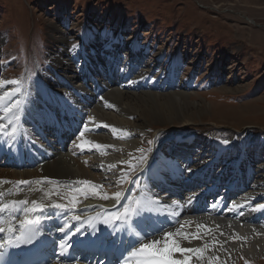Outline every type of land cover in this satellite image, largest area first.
Returning a JSON list of instances; mask_svg holds the SVG:
<instances>
[{
	"label": "bare ground",
	"instance_id": "bare-ground-1",
	"mask_svg": "<svg viewBox=\"0 0 264 264\" xmlns=\"http://www.w3.org/2000/svg\"><path fill=\"white\" fill-rule=\"evenodd\" d=\"M102 28L98 32L105 35ZM89 35L91 34H84L87 38ZM104 35L100 45L89 44L91 48L88 50L91 51L82 46L77 53L73 49L66 54L67 51L64 52L58 47V53L51 57L50 63L52 70L49 73H55L58 77L55 80L50 78L53 83L42 77L41 83H31L32 87L30 84V87L21 84L19 93L5 98L0 103V117H5L9 114L5 113L4 107L10 106L13 101H20L19 108L14 110L20 120L14 122V125L9 124L8 119L0 121L8 125L9 132L13 126L17 128L14 139L0 135V193L3 194L0 196V205L10 201H27L19 211L0 213V227L7 229L11 225L17 229L18 234L21 221L35 219L40 214V211L27 214L23 211L24 208H32V201H36L45 211V233L54 240L50 244L56 257L50 264H99L97 254L92 253L93 250L86 245L93 244L89 242L92 235L101 236L116 228L121 230L124 244H129L126 251L122 252L120 261L125 264L128 250L131 243H134V238L126 231V226L119 222L109 226L101 222L89 224L87 221L89 217L106 218L116 209L122 211V206L127 202L128 180L130 183L133 181L132 176H137L140 177L137 199L141 195L155 194L162 203L171 205L170 208L160 209L161 212L175 210L179 213L176 217L168 218L172 220V225H169L164 215L152 214L151 220L148 221L151 226L141 224V229L151 233L153 229L162 226L164 231H175L184 221H191L190 225L185 226L186 231L194 234L197 232V224H203L210 228L211 232L201 230L200 239L184 240L182 246L195 248L208 244L209 252L206 256L218 255V263L222 264H236L241 255L250 260L264 257V209L259 207L264 205L263 167V170L257 171L261 172L262 176L256 181L253 179L245 182L241 179V172L240 176L235 172L237 167L232 173L220 169L213 175L212 171L215 172L214 166L218 158L201 159L199 162L200 159L189 155L187 149L181 148L177 155L169 156L152 149L146 161L147 164L151 162L150 169L141 172L138 170L137 174L129 175L140 161L139 150L144 147L140 135L149 131L143 127L145 123L152 120L163 122L171 117L170 113L161 116L158 115L161 111L153 114L154 111L163 107L178 108L180 111L173 112H176V118H180L185 116L181 109H198L203 105L191 100L185 91L174 89L173 75L167 71H164V74L168 80L164 81L162 86L165 88L163 91H169L164 94L151 92V89H156L151 82L153 78L158 81L161 78L158 79V74H155L151 81H144L150 78L153 70L161 69H152L146 66L147 64L136 63L139 58L121 62L119 53L110 49L111 41H115L117 35L114 33L107 38ZM69 39L68 36H60L58 41L64 44V41ZM105 39L107 42L104 43ZM89 54L92 58L88 60L85 57ZM67 57L73 59L79 70H74ZM102 66H106V70L99 68ZM110 69H116L122 76L128 77L133 74L131 69H136L138 74L134 78L143 83L141 86L135 84L134 87L141 90L145 85L146 90L143 93L121 91L117 87L119 76L116 71ZM94 71H98L97 74L93 73ZM67 73H70V76ZM110 74L111 77L108 78ZM74 75L78 76L73 77ZM84 82L90 85L87 86ZM16 87L0 82V95L5 91L12 92ZM129 87L124 85V88ZM98 88L100 91H97ZM82 121L88 124L91 131H85ZM104 124L108 127H103ZM80 131H85L83 137L79 136ZM29 139L37 142L47 141L50 145H55V148H36L34 144L31 145ZM83 141L89 143L82 150L78 144ZM97 144L100 147L97 148ZM33 150L36 155L31 153ZM243 155L237 159V165L240 171L250 170L249 162ZM129 163L134 167L129 168ZM110 165L116 167L109 168ZM189 165L191 167L183 176V167ZM220 167L222 165L217 166V169ZM122 169L127 175H121ZM46 177L51 178V182L45 181ZM23 180L31 183H19ZM83 180L95 184L97 190L95 193L88 191L80 194L73 208L68 204V190L83 187L75 183ZM221 187H225L224 191ZM129 188L130 195L134 183ZM56 191L61 194L56 195ZM117 191L122 193L120 201L114 198H100L104 195L112 197ZM55 203L68 205L70 211L62 212L56 209L52 212V205ZM177 204L180 207H177ZM73 216H79L80 220H73ZM176 220L180 223H176ZM66 222L69 224L67 235L59 231ZM77 228H80L79 232H76ZM69 238L72 247L61 255L59 242ZM156 238L160 237L149 235L142 242L147 243L148 240ZM213 240L217 242L215 246ZM69 254L75 255L73 262L67 261ZM104 262L103 259L102 264ZM128 264H134V260ZM191 264H208V261L205 259L201 262L194 258Z\"/></svg>",
	"mask_w": 264,
	"mask_h": 264
},
{
	"label": "rangeland",
	"instance_id": "rangeland-1",
	"mask_svg": "<svg viewBox=\"0 0 264 264\" xmlns=\"http://www.w3.org/2000/svg\"><path fill=\"white\" fill-rule=\"evenodd\" d=\"M101 27L105 35L99 34ZM85 33L91 35L87 38ZM114 33L117 36L110 49L119 53L121 62L139 58L136 63L161 69L153 70L144 81H151L155 74L161 78V83L153 78L156 89L151 92L169 91L162 86L168 80L167 71L173 75L174 89L185 91L203 105L181 109L185 116L180 118L173 112L180 111L178 108L154 111L171 117L143 126L149 130L140 135L147 159L152 149L169 156L183 148L199 162L218 158L213 175L220 169L232 173L237 167L235 172L239 176L241 172L242 181L262 176L257 171L264 168V0H0V82L19 80L30 87L43 77L53 83L50 78L58 77L49 73L50 63L58 47L66 54L73 49L77 53L82 46L88 50L91 43L100 45L103 35L107 38ZM60 36L70 39L59 43ZM111 70L119 76L121 91L146 90L145 85L141 90L134 87L143 83L134 78L136 69H131L129 77ZM29 141L36 148H55L46 141ZM242 154L250 170L240 171L237 159ZM150 163L139 161L129 175L150 169ZM190 167H183V176ZM132 178L137 183L129 195L133 182L128 180L126 201L138 194L140 177ZM236 264H264V257L250 260L241 255Z\"/></svg>",
	"mask_w": 264,
	"mask_h": 264
},
{
	"label": "snow or ice",
	"instance_id": "snow-or-ice-1",
	"mask_svg": "<svg viewBox=\"0 0 264 264\" xmlns=\"http://www.w3.org/2000/svg\"><path fill=\"white\" fill-rule=\"evenodd\" d=\"M75 47V46H74ZM5 83H10L16 85L14 91L8 92L5 91L2 95H0V103L4 101L5 98H10L15 96L17 93L21 91V81L19 80H11ZM20 106V101L16 100L11 103L10 106L4 107L5 113L9 114L5 117H0V121L4 119H8L9 124H13L14 122H18L20 120V116L16 114L14 110L18 109ZM85 131H91L88 124H84L81 122ZM103 127H108V125L104 124ZM8 125L0 122V135L5 137L15 138V134L17 132V128L15 126L12 127L11 132L8 130ZM85 131H80L79 136L83 137L85 135ZM115 131V129H113ZM88 141H83L78 144L80 149H84L88 144ZM152 143V141H149ZM227 143V141H225ZM96 147H100V145H96ZM141 153L140 162L144 163L147 161V155L144 154V150H139ZM125 163V162H122ZM116 165H110L109 168H114ZM129 168L134 167L131 163L128 164ZM121 175H127L121 170ZM45 181L51 182V178H44ZM133 183H137V181L133 180ZM21 184H30L31 182L28 180L20 181ZM75 183H79L83 185L80 188H70L67 194L68 204L72 205L73 208L77 203L78 196L82 193H86L88 191L96 192L97 186L90 181L83 180ZM59 191H56V195H60ZM3 194L0 193V196ZM122 197V193L117 191L114 193L112 197L107 195L101 196V199H110L114 198L116 201H120ZM175 204L176 202L173 201ZM27 204L26 200L22 201H10L7 204L0 205V213H4L5 211L16 212L21 210V206ZM32 208H24L23 211L27 214L30 212H43L44 208L42 205L37 203L36 201H32ZM54 209L61 210L62 212H68L70 209L68 205L64 203H55L52 205ZM171 205L167 203H162L158 197L153 194V196H145L141 195L138 199L132 200L128 199L127 203L122 206V211L116 209L112 212L110 216L101 219L100 216L89 217L88 223L92 224L93 222H101L109 226H114L117 222L122 223L126 226V231L132 234L134 238V243H131L130 249L128 250V256L125 259V264H128L129 261L134 260V264H191L192 260L195 258L197 261H204L207 259L208 264H218L220 257L218 255H208L206 253L209 252V245L204 244L202 247H185L182 246V241L191 240V239H200L201 238V230L204 232H211V229L206 225L197 224V232L190 233L185 230L186 225H190L191 221H184L183 224H180V227L175 228V231H164L163 227L155 228L151 233H149L146 229H141V224H145L147 227L151 225L148 224V221L151 220L152 214L156 215H164L169 225H172V220L168 219L170 217H176L179 213L175 210L168 212H161L160 209L170 208ZM177 207L180 205L177 204ZM261 209H264V205L259 206ZM243 213H241L242 215ZM73 220L79 221V216H73ZM40 217L37 216L35 219H24L20 222L18 226V234H16L17 229L13 226L9 225L7 229L4 227H0V234L7 232L8 239L7 244L12 247H20L21 245H31L32 247L36 245H43L45 240L41 238L42 233L40 231ZM83 223V222H82ZM176 223H180L179 220H176ZM69 228V224L66 222L62 227L59 228V231L65 233L67 235L66 229ZM80 228L76 229V232H79ZM75 234V233H74ZM149 235L159 236L160 238L150 239L147 243L142 242ZM100 243H107L109 245H115L116 241H104L100 239ZM216 241L213 240V246L216 245ZM139 247H136V245ZM3 244H0V248H3ZM72 247V244L69 240L61 239L59 242L60 254L63 255L68 251L69 248ZM0 259H3V252L0 251Z\"/></svg>",
	"mask_w": 264,
	"mask_h": 264
}]
</instances>
